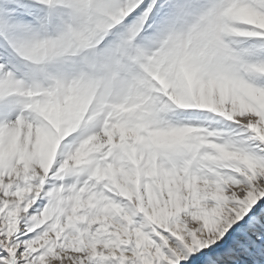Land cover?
I'll list each match as a JSON object with an SVG mask.
<instances>
[{
	"label": "snow or ice",
	"instance_id": "6c2138e0",
	"mask_svg": "<svg viewBox=\"0 0 264 264\" xmlns=\"http://www.w3.org/2000/svg\"><path fill=\"white\" fill-rule=\"evenodd\" d=\"M0 264H264V0H0Z\"/></svg>",
	"mask_w": 264,
	"mask_h": 264
}]
</instances>
